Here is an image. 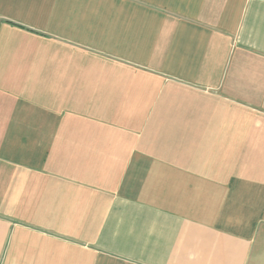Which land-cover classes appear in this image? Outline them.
Listing matches in <instances>:
<instances>
[{"label": "crops", "instance_id": "obj_1", "mask_svg": "<svg viewBox=\"0 0 264 264\" xmlns=\"http://www.w3.org/2000/svg\"><path fill=\"white\" fill-rule=\"evenodd\" d=\"M0 264H264V0H0Z\"/></svg>", "mask_w": 264, "mask_h": 264}]
</instances>
